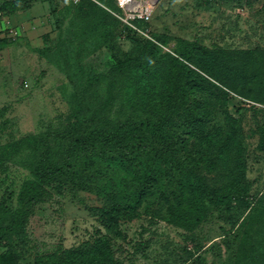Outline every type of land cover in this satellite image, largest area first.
Instances as JSON below:
<instances>
[{
  "label": "rangeland",
  "instance_id": "1",
  "mask_svg": "<svg viewBox=\"0 0 264 264\" xmlns=\"http://www.w3.org/2000/svg\"><path fill=\"white\" fill-rule=\"evenodd\" d=\"M141 1L152 11L143 21L130 18L119 0H17L24 6L8 9L12 24L24 29L0 43V205L16 207L46 155L81 158L68 132L77 109L85 117L79 131L132 115L156 119L165 97L174 96L184 61L192 69L185 107L191 111L178 108L165 132L206 184L201 192L195 179L194 195L182 201L195 224L170 215L161 187L130 211L105 216V207L128 194L119 183L127 188L131 175L97 163L65 168L42 187L44 199L24 225L0 238V254L12 258L7 264L53 262L104 241L115 264H264V0ZM135 58L150 67L147 102L130 87L139 77L136 62L123 71L119 65ZM46 134L41 150L10 146ZM208 188L236 195L224 201Z\"/></svg>",
  "mask_w": 264,
  "mask_h": 264
},
{
  "label": "trees",
  "instance_id": "2",
  "mask_svg": "<svg viewBox=\"0 0 264 264\" xmlns=\"http://www.w3.org/2000/svg\"><path fill=\"white\" fill-rule=\"evenodd\" d=\"M83 1L81 0L80 3ZM21 6H24L23 2H17V0H0V11L6 15H10L8 9L17 10ZM137 19L143 21V19ZM7 39L9 38L0 35V43ZM135 59L121 62L119 65L123 71L130 64L136 62L139 77L135 81L133 79L130 87L140 101L147 102L153 97L151 80L147 74L150 67L149 65L144 67L141 64V58ZM175 67L178 68V63L175 64ZM179 67L180 74H177L174 96L167 95L165 97L164 108L163 106L159 107L154 120H138L132 115L124 120H118L115 124L109 123L89 131H79L83 126L85 117L83 114L81 115L82 111L77 109L74 114H80L81 118L78 115H72L78 121L76 125L72 122L73 131L68 130V132L69 134L73 133L70 139L71 145L81 151L78 153L81 158L75 160L71 155L66 158L64 152L61 154L56 152L55 158H50V155L41 158L35 166V181H28L22 185L16 207L13 208L5 203L0 205V238L14 234L24 225L30 208L39 200L44 199L42 198L44 196L42 187L52 179L57 178L59 174L64 172L65 168L73 170L78 166L79 169H86L94 163L117 169L125 168L127 174L131 175V184L127 188H123L126 185L125 182L119 183L122 193L127 191L128 194L126 196L123 194L124 197L119 200V203L112 205L113 208L105 207V216L114 217L117 211H130L144 199L150 188L155 190V188L161 187L164 197L168 198L170 215L174 219L175 217L184 219L185 225L192 221L191 225H194L196 218L192 212H188L190 206L182 207V201L189 199L191 194L194 195L192 190L198 185L196 181L200 182L201 192L206 184L199 178L200 176L196 178L193 171L185 166L187 162L183 163L177 154L180 153L179 146L174 144L171 147L170 141L173 134L165 132L166 118L176 115L178 108L184 107L185 111H191L190 108L185 107L189 101V72L192 69L184 61L179 62ZM135 99L132 96L129 98L130 105ZM162 109L163 111H161ZM45 136H51V134L26 136L10 146H14L15 151H18L20 146L30 144L35 146L37 150H41L39 146L43 144ZM91 147L92 150H90ZM41 153L46 154V150L41 151ZM136 160L139 164L130 165ZM167 161H170L169 165H172L171 170H168L165 165ZM141 170L144 172H140ZM207 193L210 197H223L224 201L236 195L235 189L221 194L220 192L215 193L212 188H208ZM198 198V195L192 197V206L195 207L191 209L196 210L199 207L197 206ZM91 247L92 250H90ZM110 253L111 246L104 241L98 246L84 245L67 250L55 261L44 264H115ZM7 258L12 259L8 253H1L0 264H7Z\"/></svg>",
  "mask_w": 264,
  "mask_h": 264
},
{
  "label": "built area",
  "instance_id": "3",
  "mask_svg": "<svg viewBox=\"0 0 264 264\" xmlns=\"http://www.w3.org/2000/svg\"><path fill=\"white\" fill-rule=\"evenodd\" d=\"M74 2H79L80 0H73ZM131 0H119L121 5H127ZM152 11H149L148 8H143L142 11L135 10L133 11V17L136 16L140 19H149ZM24 27H17L12 24L11 18L9 15L0 11V35L2 37H8L14 39L20 36L23 32Z\"/></svg>",
  "mask_w": 264,
  "mask_h": 264
},
{
  "label": "bare ground",
  "instance_id": "4",
  "mask_svg": "<svg viewBox=\"0 0 264 264\" xmlns=\"http://www.w3.org/2000/svg\"><path fill=\"white\" fill-rule=\"evenodd\" d=\"M132 2H133V3L136 2V6H137V8H135L134 6H132ZM141 5H142V6H141ZM126 6H129V16H130V18L133 17V11H135V10L142 11L143 8H144V5H143V3H142L141 0H131L129 3H127ZM149 9H150V8H149ZM149 11H151V10H149Z\"/></svg>",
  "mask_w": 264,
  "mask_h": 264
}]
</instances>
